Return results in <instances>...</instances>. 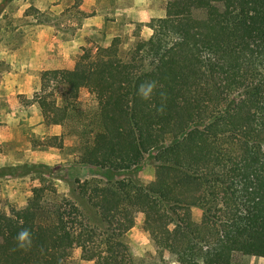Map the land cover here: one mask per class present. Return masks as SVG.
Segmentation results:
<instances>
[{
	"label": "trees",
	"instance_id": "1",
	"mask_svg": "<svg viewBox=\"0 0 264 264\" xmlns=\"http://www.w3.org/2000/svg\"><path fill=\"white\" fill-rule=\"evenodd\" d=\"M145 25L124 58L114 49L102 63L80 56L43 71L32 98L75 137V163L105 171L104 181L76 180L103 227L40 183L22 208L0 205V264H69L74 246L92 264H132L123 236L134 211L181 264L264 257V0H166ZM58 85L59 103H46L41 93ZM82 86L99 90L87 111ZM151 152L146 185L130 172Z\"/></svg>",
	"mask_w": 264,
	"mask_h": 264
},
{
	"label": "rangeland",
	"instance_id": "2",
	"mask_svg": "<svg viewBox=\"0 0 264 264\" xmlns=\"http://www.w3.org/2000/svg\"><path fill=\"white\" fill-rule=\"evenodd\" d=\"M166 0H0V205L22 208L33 186L43 183L81 210L85 221L103 227L97 213L79 193L77 182L106 180L105 171L75 163V137L43 117L34 94L40 93L42 72L71 69L80 56L99 63L120 58L138 39L147 38L145 25L164 14ZM136 18V20L134 19ZM61 86L41 93L45 102L59 103ZM99 90L78 89L79 110L96 106ZM56 135L58 139H52ZM53 141V143H52ZM61 143V144H60ZM154 152L130 173L146 185L155 181ZM126 172L110 174L117 178ZM180 197H184L181 194ZM198 219L200 209L191 207ZM132 264H181L154 245L143 227V214L133 212L124 233ZM69 264H92L71 250ZM232 264H264V257L237 255Z\"/></svg>",
	"mask_w": 264,
	"mask_h": 264
},
{
	"label": "clouds",
	"instance_id": "3",
	"mask_svg": "<svg viewBox=\"0 0 264 264\" xmlns=\"http://www.w3.org/2000/svg\"><path fill=\"white\" fill-rule=\"evenodd\" d=\"M25 235H26V233H21L20 238L23 239Z\"/></svg>",
	"mask_w": 264,
	"mask_h": 264
},
{
	"label": "crops",
	"instance_id": "4",
	"mask_svg": "<svg viewBox=\"0 0 264 264\" xmlns=\"http://www.w3.org/2000/svg\"><path fill=\"white\" fill-rule=\"evenodd\" d=\"M136 20V18H134Z\"/></svg>",
	"mask_w": 264,
	"mask_h": 264
}]
</instances>
